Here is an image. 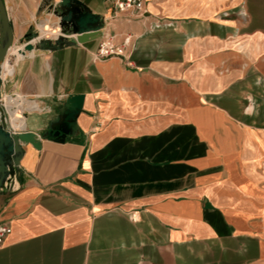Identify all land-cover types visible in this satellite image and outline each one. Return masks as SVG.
Masks as SVG:
<instances>
[{
    "label": "crops",
    "instance_id": "0c3cea01",
    "mask_svg": "<svg viewBox=\"0 0 264 264\" xmlns=\"http://www.w3.org/2000/svg\"><path fill=\"white\" fill-rule=\"evenodd\" d=\"M9 1L14 128L42 133L84 99L73 135L23 146L0 264H264V0H79L131 34L132 66L94 59L101 34L18 54L41 0ZM35 30L53 39L58 18Z\"/></svg>",
    "mask_w": 264,
    "mask_h": 264
},
{
    "label": "water",
    "instance_id": "95a60500",
    "mask_svg": "<svg viewBox=\"0 0 264 264\" xmlns=\"http://www.w3.org/2000/svg\"><path fill=\"white\" fill-rule=\"evenodd\" d=\"M44 13L58 18V33L51 39L40 37L35 30V24L42 19ZM13 6L9 0H0V210L4 199L11 192L5 183L19 172L20 162L24 155V147L30 144L35 149L41 147V139L52 136L64 141L68 135L77 131L76 119L81 111L83 94H68L59 107V113L50 121L42 133L26 128L15 129L12 126L14 118H10L5 104L2 102L1 77L2 63L9 48L15 42L12 25ZM104 27L102 15L94 14L79 0H41L34 16L30 30L25 33L23 50L32 51L35 48L57 50L63 46L84 43L97 38ZM66 36H73L70 41Z\"/></svg>",
    "mask_w": 264,
    "mask_h": 264
},
{
    "label": "built area",
    "instance_id": "2783aa9c",
    "mask_svg": "<svg viewBox=\"0 0 264 264\" xmlns=\"http://www.w3.org/2000/svg\"><path fill=\"white\" fill-rule=\"evenodd\" d=\"M113 6L115 13L118 12H133L135 14H142L145 9V0H113ZM244 16V14H242ZM105 25V23H104ZM104 28V27H103ZM101 29V35L99 38L98 45L94 51L93 57L96 60H105L111 57L121 58L127 65L132 66L133 63L130 59V52L132 51V41L131 34H127L122 42H117L115 40V35L108 32H104ZM5 95H2V102L5 104ZM32 106L35 104L33 101L29 100ZM36 107H31V109H36ZM18 176L10 178L8 182L5 183V187L13 191L17 188ZM11 232V227L0 221V245L3 243L4 238Z\"/></svg>",
    "mask_w": 264,
    "mask_h": 264
},
{
    "label": "bare ground",
    "instance_id": "6f19581e",
    "mask_svg": "<svg viewBox=\"0 0 264 264\" xmlns=\"http://www.w3.org/2000/svg\"><path fill=\"white\" fill-rule=\"evenodd\" d=\"M14 46H15V42H14L13 45L9 48L7 55H6V57L4 58V60H3V63H2V71H1V77H2V79H4V78H3V72H4L5 63H6L8 57H9V55H10V52L13 50ZM22 50H23V48H19V49L17 50V53L23 56V54H22ZM27 52H28V51H25V53H27ZM8 68H9V66H8ZM9 73H10V72H9ZM9 73H8V74H9ZM5 74H6V73H5ZM10 74H11V73H10ZM9 98H13V97H9ZM6 100H7V98L5 97V102H6ZM7 104H10V103L8 102ZM20 121H21V120H20ZM21 123H22V122H21ZM12 125H13V127H17L19 124H18L17 121H13V122H12ZM20 125H22V124H20ZM20 127H21V126H20Z\"/></svg>",
    "mask_w": 264,
    "mask_h": 264
},
{
    "label": "rangeland",
    "instance_id": "374dc122",
    "mask_svg": "<svg viewBox=\"0 0 264 264\" xmlns=\"http://www.w3.org/2000/svg\"><path fill=\"white\" fill-rule=\"evenodd\" d=\"M23 43V41L21 40V41H17L16 42V44H22ZM6 98H9V97H6Z\"/></svg>",
    "mask_w": 264,
    "mask_h": 264
}]
</instances>
